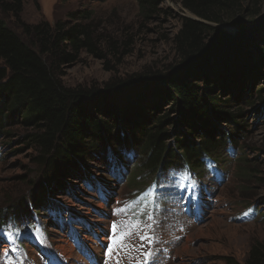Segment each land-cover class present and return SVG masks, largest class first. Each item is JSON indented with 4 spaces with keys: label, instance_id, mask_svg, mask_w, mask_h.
<instances>
[{
    "label": "rangeland",
    "instance_id": "rangeland-1",
    "mask_svg": "<svg viewBox=\"0 0 264 264\" xmlns=\"http://www.w3.org/2000/svg\"><path fill=\"white\" fill-rule=\"evenodd\" d=\"M241 5L245 10L228 18L222 27L234 23L242 14L243 22L258 23L259 27L235 38L229 47L204 64L214 63L245 35L252 36L253 42L261 43L264 49V0H244ZM82 10L90 14L81 22L89 25L100 56L81 52L74 63L64 65L59 73L67 87L102 88L113 79L123 80L146 71H164L178 60L173 39L180 26V17H193L179 2L169 0L161 1L152 12L142 9L138 0H26L18 19L1 11L0 19L30 43V39L22 34V24L69 20L71 13ZM251 76L248 84H252V90L262 88L264 96V75ZM227 94L231 93L226 91L220 99L228 98ZM238 102L239 99L232 103V109L242 107L246 111L247 132L238 141L245 149L243 157L246 159L239 165L242 163L243 166L246 161L250 170L245 179L235 171L236 157L240 156V151H236L216 158L218 165H211L209 170L195 168V178L190 179L192 174L188 173L187 178L149 192L147 187L154 177L142 166L138 167L137 154L131 158L130 152H124L118 156H124V163H111L107 162L108 152L98 151L90 159L78 162L77 173L85 177H64V184H57L44 194L46 202L40 209L30 207L39 216H33L20 228L18 238L0 234V264H8L9 258L13 264H90L89 256L97 264H106L111 226L114 221L123 223L124 218L128 225L139 222L132 231L149 237L156 244L149 247L147 240L141 241L138 235H132L127 243L134 244L116 252L120 255L117 264H142L141 259H134L142 252L140 244L148 246L145 250L154 249L156 253L147 264H161L164 256L160 246L164 250L171 247L170 258L164 264H225V258L229 256L245 264L251 247L264 244V183L259 181L264 178V108L255 113L244 104L236 105ZM222 127L227 129L228 124L222 122ZM229 130L234 131L232 126ZM31 131L15 119L6 128L7 136L0 138L2 211L22 197L30 198L33 190L39 191L35 180L40 169L33 160L36 152L27 136ZM166 190L173 196L196 202L201 210L202 220L193 222V226L179 213L190 225L183 238L181 234L173 237L175 240L168 237L173 231L171 225L179 224V216L170 214V209L160 212L163 229L155 232L150 227L144 233L146 223L142 220L149 211L140 208L138 200L130 201L135 195H163ZM162 199V204L167 207L175 203V197ZM252 206L260 213L252 210ZM120 209L125 210L121 212ZM187 209L189 212L190 208ZM180 210L182 205L174 212ZM157 233L162 238V245ZM116 249L113 243V251ZM68 251L70 256L67 257Z\"/></svg>",
    "mask_w": 264,
    "mask_h": 264
},
{
    "label": "trees",
    "instance_id": "trees-1",
    "mask_svg": "<svg viewBox=\"0 0 264 264\" xmlns=\"http://www.w3.org/2000/svg\"><path fill=\"white\" fill-rule=\"evenodd\" d=\"M24 1L0 0V11L18 19ZM161 1L138 4L152 12ZM169 1L179 2L196 18L180 17L173 39L178 60L162 72L113 79L102 88L67 87L60 78V69L74 63L81 52L100 56L89 25L81 22L90 17L85 10L71 13L69 20L22 24L30 43L0 19V138L7 136L6 128L15 119L32 129L27 136L40 169L35 180L39 191L0 210V225L8 217L31 218L30 207L40 209L44 194L64 184V177H85L77 173L78 162L98 151L108 152L111 163L123 161L124 156H118L124 152L137 154L138 167L154 176L184 164L201 170L203 157L219 158L231 147L240 151L235 171L241 179L249 175L246 161L239 165L246 160L238 142L247 132L246 111L232 109V103L239 99L236 105L244 104L255 113L264 108L262 88L252 90L248 84L251 75H264L261 43L245 35L214 63L193 64L227 39L218 25L244 11V0ZM243 21L242 14L234 23L240 27L247 23ZM226 91L231 94L221 100ZM259 181L264 183V178ZM225 264L241 263L229 256ZM245 264H264V244L251 247Z\"/></svg>",
    "mask_w": 264,
    "mask_h": 264
},
{
    "label": "snow or ice",
    "instance_id": "snow-or-ice-1",
    "mask_svg": "<svg viewBox=\"0 0 264 264\" xmlns=\"http://www.w3.org/2000/svg\"><path fill=\"white\" fill-rule=\"evenodd\" d=\"M183 186V185H181ZM194 187V185H191ZM127 207V206H126ZM125 209H120L119 211L123 212ZM149 219H151V217H149ZM138 223L137 222L136 224H132V225H127L125 224L123 226V229H121V224L117 223L116 221L113 222L112 224V236L110 237V243H109V246H108V249H107V252H106V255H110L112 252H113V241H115V245L117 248H125L127 247V241L129 239V237H131L132 235H138L139 239L141 241H145L147 240L148 243H151L152 240L145 236V235H140L139 233H134L132 231V229L136 228L138 226ZM146 227L150 228L151 225H146ZM11 235V233H9V236ZM135 246V245H133ZM139 247H143V244H140ZM151 253H145V264H147V260L148 258L151 257ZM8 264H13L11 258H9V261H8Z\"/></svg>",
    "mask_w": 264,
    "mask_h": 264
},
{
    "label": "water",
    "instance_id": "water-1",
    "mask_svg": "<svg viewBox=\"0 0 264 264\" xmlns=\"http://www.w3.org/2000/svg\"><path fill=\"white\" fill-rule=\"evenodd\" d=\"M188 17V16H187ZM192 18V17H191ZM193 19H196L195 17H193ZM220 28H222L226 33H227V39L222 43V44H215L213 49L210 50L208 52V54H206V56L196 60L193 62V64H199L202 62H206L208 60H210L213 56H215L217 53H219L221 50H223L224 48H226L231 41L233 40L234 37H236L238 34L242 33V32H250L254 29H256L257 27H259L258 23L252 24L250 25V23H246V24H242L240 27L235 23L230 24L229 26H227L226 28H223V25H218ZM231 28V29H229Z\"/></svg>",
    "mask_w": 264,
    "mask_h": 264
},
{
    "label": "bare ground",
    "instance_id": "bare-ground-1",
    "mask_svg": "<svg viewBox=\"0 0 264 264\" xmlns=\"http://www.w3.org/2000/svg\"><path fill=\"white\" fill-rule=\"evenodd\" d=\"M188 209H189V208H188ZM188 209H187V210H188ZM152 239H153V238H152ZM154 242H155V244H156V241L152 240V242L149 244V247H151L152 245H154V244H153ZM158 242H159V241H158ZM158 246H159V245H158ZM147 247H148V246H147ZM159 248H160V251H161L162 255H163L164 258H165V259L163 258L164 260L162 259V261H161V260H160V261H161V264H164L163 262H164V261H168V259L170 258V256H169V255H170V252H169V251H171V247L169 246V247L165 248V250H164V248H162L161 246H160ZM163 251H164L165 253H164ZM149 252H150L152 255H151L150 258H148V261H151V258L154 257V256L156 255V253H155L154 249H153V250H149V248H147V250L144 251V257H145V253H149ZM90 254H91V253H90ZM66 255H67V257L70 256V251L66 252ZM160 257H161V256H160ZM70 258H71V257H70ZM158 259H159V258H158Z\"/></svg>",
    "mask_w": 264,
    "mask_h": 264
}]
</instances>
